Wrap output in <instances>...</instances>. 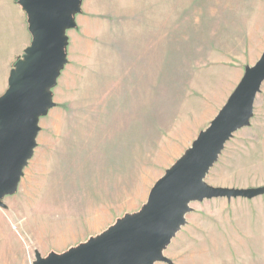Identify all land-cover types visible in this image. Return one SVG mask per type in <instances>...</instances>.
I'll return each instance as SVG.
<instances>
[{
	"label": "rangeland",
	"instance_id": "1",
	"mask_svg": "<svg viewBox=\"0 0 264 264\" xmlns=\"http://www.w3.org/2000/svg\"><path fill=\"white\" fill-rule=\"evenodd\" d=\"M92 1L66 31L54 107L2 201L0 264H27L25 247L46 231L69 229L77 247L139 212L264 51V0H120V17ZM101 9V20L80 18ZM204 181L264 189V83ZM188 207L162 252L169 263L155 264H264V193Z\"/></svg>",
	"mask_w": 264,
	"mask_h": 264
},
{
	"label": "water",
	"instance_id": "2",
	"mask_svg": "<svg viewBox=\"0 0 264 264\" xmlns=\"http://www.w3.org/2000/svg\"><path fill=\"white\" fill-rule=\"evenodd\" d=\"M83 0H17L26 15L30 44L16 60L0 95V208L17 191L33 155L39 119L54 107L51 89L66 64V31ZM264 83V51L245 70L226 103L185 154L156 181L142 209L95 238L62 254H34L32 264L169 263L162 252L185 224L191 202L253 199L264 189L209 186L204 179L233 134L249 125Z\"/></svg>",
	"mask_w": 264,
	"mask_h": 264
},
{
	"label": "crops",
	"instance_id": "3",
	"mask_svg": "<svg viewBox=\"0 0 264 264\" xmlns=\"http://www.w3.org/2000/svg\"><path fill=\"white\" fill-rule=\"evenodd\" d=\"M95 2L98 7H102V4L104 5V3L107 2L109 7L107 11L109 14L111 13V16L120 17L121 13L124 12L123 3H120V0L92 1L94 5ZM84 6L85 2L82 4V7ZM102 12L106 13V11H102V9L101 13H98L97 11L94 12L93 10L85 11L86 14L80 18L83 20L88 19L91 22L101 20L97 17H102L104 14ZM85 33H82L81 35H86ZM74 36L75 40H80L82 37L80 34L75 33ZM30 41L31 37L27 29L26 15L18 5L17 0H0V95L7 88V78L11 69L12 61L17 59L19 55L23 53ZM129 185L130 182L128 186ZM129 211H131V209ZM2 212H5V210L0 209V218H5V213ZM73 238L72 232L67 228L64 229V231H60L58 229L46 231L43 233L41 239H44L47 243L40 240L38 246L25 247L28 260L27 264H32L33 261L31 260L30 253L33 252L34 254L36 252L39 253L42 257H47L50 253L62 254L66 252L68 249L75 246L72 243ZM209 240L210 241L208 243H211L212 239ZM210 247L213 248L214 246ZM212 252L214 254V250Z\"/></svg>",
	"mask_w": 264,
	"mask_h": 264
}]
</instances>
